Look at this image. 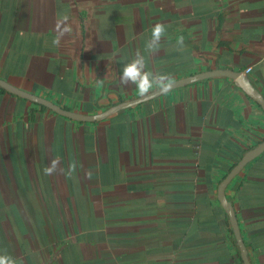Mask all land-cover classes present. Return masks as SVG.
Here are the masks:
<instances>
[{
  "label": "crops",
  "instance_id": "obj_1",
  "mask_svg": "<svg viewBox=\"0 0 264 264\" xmlns=\"http://www.w3.org/2000/svg\"><path fill=\"white\" fill-rule=\"evenodd\" d=\"M65 16L72 32L57 45ZM157 23L167 27L153 54ZM137 52L154 74L240 73L264 97V0H0V79L65 109L98 114L141 97L120 83ZM263 142L264 110L229 74L94 122L0 86V255L245 264L218 187ZM53 159L63 173L46 176ZM225 192L251 264H264V152Z\"/></svg>",
  "mask_w": 264,
  "mask_h": 264
},
{
  "label": "water",
  "instance_id": "obj_2",
  "mask_svg": "<svg viewBox=\"0 0 264 264\" xmlns=\"http://www.w3.org/2000/svg\"><path fill=\"white\" fill-rule=\"evenodd\" d=\"M226 74L233 76L236 80V83L239 86H241L245 92H247L250 96H252L262 106V108L264 110V97L262 96V94L257 89H255L252 86L250 81L248 79L244 78L240 73H232V72H227V71H222V70H213V71L201 72L199 74L192 75V76L182 78V79H178V80L174 81V85H173L172 89H174L176 87L183 86L185 84L193 83V82L198 81L200 79L208 78V77L215 76V75H226ZM0 86H2L3 88H5L6 90H8L11 93L17 94L19 96H22L24 98L30 99L34 102H37L39 104L47 106V107L51 108L53 111L65 116V117H68V118H71L74 120H78V121H85V122H94V121L103 120V119L107 118L108 116H110L111 114H113V113H115L121 109L134 106V105L142 103L148 99H151V98H154V97L161 95V93L158 90H155L147 96L139 97V98L133 99L131 101L121 102L117 105H114L104 112H101L98 114H84V113L75 112V111L65 109L62 106H60V105H58V104H56L50 100H47L41 96H37V95L31 94L29 92H26L20 88H17L15 86H13L11 83H9L3 79H0ZM263 152H264V142L259 144L256 148L246 152L245 155L242 157V159L238 162V164L236 166H234L232 168V170L225 176V178L222 180V182L219 184V187H218V198H219L223 208L226 210V212L229 215L230 222H231L237 243H238L240 251H241V257H242L245 264H251V262L249 260L248 251H247L244 239H243L242 234H241V230L239 227V223H238V219H237V215H236L234 206L227 199L225 190H226L228 184L231 182V180L246 166V164L249 161L256 158L257 156H259L260 154H262Z\"/></svg>",
  "mask_w": 264,
  "mask_h": 264
},
{
  "label": "clouds",
  "instance_id": "obj_3",
  "mask_svg": "<svg viewBox=\"0 0 264 264\" xmlns=\"http://www.w3.org/2000/svg\"><path fill=\"white\" fill-rule=\"evenodd\" d=\"M67 21L68 17L65 16L58 19L56 22L55 31L57 35L54 43L57 45L60 44L65 36L70 35L72 32V28L67 24ZM166 27L167 26L163 23H157L151 29V37L146 44L147 51L154 54L159 50L161 39L166 34ZM177 44L180 48H183V36L178 38ZM120 83L123 86L135 85L141 97L151 94L153 89L158 90L161 95H167L173 88L174 78L167 73L154 74L147 71L143 55L137 52L135 58L132 59L131 62L125 64L120 77ZM43 172L46 176L55 175L57 172L63 173V169L60 167V161L58 159H53L50 164L43 169ZM0 264H18V262L10 256L0 255Z\"/></svg>",
  "mask_w": 264,
  "mask_h": 264
},
{
  "label": "built area",
  "instance_id": "obj_4",
  "mask_svg": "<svg viewBox=\"0 0 264 264\" xmlns=\"http://www.w3.org/2000/svg\"><path fill=\"white\" fill-rule=\"evenodd\" d=\"M251 67H248L247 69H246V72H250L251 71Z\"/></svg>",
  "mask_w": 264,
  "mask_h": 264
}]
</instances>
